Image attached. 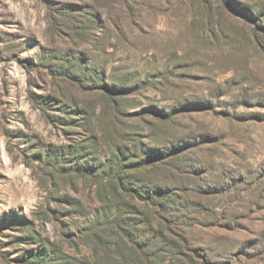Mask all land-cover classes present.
<instances>
[{"label":"rangeland","instance_id":"1","mask_svg":"<svg viewBox=\"0 0 264 264\" xmlns=\"http://www.w3.org/2000/svg\"><path fill=\"white\" fill-rule=\"evenodd\" d=\"M62 74L135 88L120 104L122 134L148 136L153 146L214 136L188 156L213 163L212 180L227 167L246 184L228 198L234 227L195 225L188 238L213 259L243 247L238 264H264V0H0V264H22L36 248L29 231L79 256L60 236V222L79 226V213L51 203L62 213L42 219L40 207L58 194L89 204L87 191L37 155L76 145L86 124L99 130L91 115L99 93L79 91ZM211 93L212 108L167 124L134 115Z\"/></svg>","mask_w":264,"mask_h":264},{"label":"trees","instance_id":"2","mask_svg":"<svg viewBox=\"0 0 264 264\" xmlns=\"http://www.w3.org/2000/svg\"><path fill=\"white\" fill-rule=\"evenodd\" d=\"M60 77L72 81L81 92L99 93L91 110L92 117L99 118V130L86 124L76 145L37 155L39 165L69 184L79 181L87 191L89 204L58 194L45 202L47 207H40L42 219L62 213L51 211V203L68 208L65 213L70 217L79 213V226L70 220L60 222V236L71 241L70 247L79 251V256H71L61 244L29 231L36 248L20 258L22 264H238L243 247L228 258L213 259L207 250L193 244L186 231L195 225L234 227L231 212L236 202L228 198L237 195L246 182L227 167H221L217 179L212 180L210 167L214 164L188 156L216 138L190 133L153 146L148 136L122 134L120 104L135 88L125 81L120 86L105 84L102 75L97 82L69 74ZM215 98L217 93H211L203 100L177 101L163 110L150 106L134 115L140 120L148 115L156 124H167L193 108H212ZM107 113L109 120L102 125L100 118ZM79 119L84 123L90 120L86 110L79 109ZM88 217L91 220L83 223ZM81 248L89 253L81 254Z\"/></svg>","mask_w":264,"mask_h":264}]
</instances>
